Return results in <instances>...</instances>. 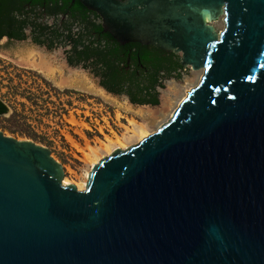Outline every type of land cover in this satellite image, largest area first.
<instances>
[{
	"label": "water",
	"instance_id": "1",
	"mask_svg": "<svg viewBox=\"0 0 264 264\" xmlns=\"http://www.w3.org/2000/svg\"><path fill=\"white\" fill-rule=\"evenodd\" d=\"M29 4L93 24L72 61L99 58L135 100H156L158 71L204 75L83 191L48 148L0 131V264H264V0H0V46Z\"/></svg>",
	"mask_w": 264,
	"mask_h": 264
},
{
	"label": "rangeland",
	"instance_id": "2",
	"mask_svg": "<svg viewBox=\"0 0 264 264\" xmlns=\"http://www.w3.org/2000/svg\"><path fill=\"white\" fill-rule=\"evenodd\" d=\"M68 23L72 24L73 32L79 30L77 22ZM213 26L218 32L223 31L224 17ZM68 50L70 47L63 40L55 42L50 51L36 48L30 41L0 50V98L10 107V114L0 116V131L48 148L64 168V185L67 181L83 191L88 173L95 165L117 149L127 150L137 145L142 134L148 137L171 120L188 92L200 83L204 68L184 67L172 77L162 76L163 85L157 88L160 104L139 106L132 105L125 96L104 91L89 70L70 66ZM87 97H95L117 111V119L112 114L116 125L109 120L117 134L108 133V126L105 129L101 122L85 117L82 100ZM33 120L43 125L38 128L42 134L29 125L28 121ZM88 122L102 127L104 136L99 132L89 133L85 126ZM12 130L18 134H12Z\"/></svg>",
	"mask_w": 264,
	"mask_h": 264
},
{
	"label": "trees",
	"instance_id": "3",
	"mask_svg": "<svg viewBox=\"0 0 264 264\" xmlns=\"http://www.w3.org/2000/svg\"><path fill=\"white\" fill-rule=\"evenodd\" d=\"M30 9H27V8ZM27 9L25 12H20V15H24L22 20L16 19V15L13 17L14 22H19L20 29H24V27L30 26L32 28L33 35L35 36V40L44 43L45 41H49L51 43V47L55 42L64 41L70 47V50L67 51V62L72 67H80L84 70H89L93 73V75L98 78L99 85L106 89V91L113 95L125 96L129 99V101L134 105H145L155 107L160 104L159 92L157 88L162 87V76L172 77V73H165L163 71L157 72V83L154 87L156 100L153 102H143L139 100H135L130 95V87L131 83L129 81H123L122 87L120 91H114L105 86L103 75L105 71L104 63L97 57H89L79 62L72 61V57L77 55L78 53L88 49L93 46L97 42H99L98 31L96 27L86 21L79 19L78 17L70 14L67 11L54 8L51 6H41V5H26L22 7ZM44 8L53 13L56 16V22L54 27L47 26L42 22H39L38 19H42L44 14ZM68 22H77L79 25V30L77 32L72 31V24L69 25ZM23 39H26L27 36L23 35ZM184 67H181L182 69ZM179 70V69H178ZM9 113V108L3 101L0 100V116H4ZM12 134H18V131L12 130ZM32 140H35L33 137Z\"/></svg>",
	"mask_w": 264,
	"mask_h": 264
},
{
	"label": "built area",
	"instance_id": "4",
	"mask_svg": "<svg viewBox=\"0 0 264 264\" xmlns=\"http://www.w3.org/2000/svg\"><path fill=\"white\" fill-rule=\"evenodd\" d=\"M49 93H51V92H49ZM56 93H57V91L55 90L54 94H56ZM82 97H84V96H82ZM68 98H69V95H68ZM0 100L3 101V103H5L7 105V107H9V105L7 104L5 99L0 98ZM82 102L84 103V108L86 109L85 117H89L90 120H92L94 118L95 121L98 122V124H100V122H101L105 129H106V126L109 127V129L108 128L106 129L108 133L117 134V129L115 130L109 123V120H112L113 124L116 125V123L112 119V114H114L115 118L117 119V111L116 110L115 111L111 110V108L105 102H103V101H101L95 97L84 98L82 100ZM9 109H10V107H9ZM125 120L128 122L127 118H125ZM28 123L33 129H35V131L37 133L42 134V132H39L38 128L43 127V125L39 126V123H37V121H34V120L28 121ZM85 126H86V130L89 133L95 134L96 132H99L100 134H102L104 136V133L102 131V129H103L102 127L97 128V126L93 125L92 122L91 123L90 122L85 123Z\"/></svg>",
	"mask_w": 264,
	"mask_h": 264
},
{
	"label": "flooded vegetation",
	"instance_id": "5",
	"mask_svg": "<svg viewBox=\"0 0 264 264\" xmlns=\"http://www.w3.org/2000/svg\"><path fill=\"white\" fill-rule=\"evenodd\" d=\"M27 9H30V8L28 7ZM27 9H24V8L17 9L16 12L14 13L13 17L16 15V17H17L16 19L22 20L24 18V15L21 16L20 12L21 11L25 12ZM43 10H44L43 17H42V19H38V21L42 22L43 24H45L47 26L54 27L55 22H56V16L53 13H50V11L48 12V10L46 8H44ZM15 25L18 29V37L16 39V42L11 43V44L2 45V46H0V50L3 49L4 46H9L12 44H23L26 41H30L33 45H35L36 48H40V49H44V50H48V51H50L54 48V45H53V48L51 47V43L49 41H45L44 43H40V42L36 41L35 36L33 35V32H32L33 30L30 26L24 27V29L21 30L19 22H15ZM23 35L27 36V38L23 39L22 38ZM37 74L41 75V72L38 71ZM43 77H44V75H43ZM104 90L106 91V89H104ZM132 105H134V104H132ZM141 106H145V105H141ZM8 114H10V109H9ZM8 114H6V115H8ZM6 115H4V116H6Z\"/></svg>",
	"mask_w": 264,
	"mask_h": 264
},
{
	"label": "bare ground",
	"instance_id": "6",
	"mask_svg": "<svg viewBox=\"0 0 264 264\" xmlns=\"http://www.w3.org/2000/svg\"><path fill=\"white\" fill-rule=\"evenodd\" d=\"M141 137H142V138H141V140H142V139H144L145 137H147V135H145V134H142V135H141ZM141 140H140V141H141ZM94 165H95V163L93 164V166H94ZM65 184H66V185H68V184H69V182L65 181Z\"/></svg>",
	"mask_w": 264,
	"mask_h": 264
},
{
	"label": "crops",
	"instance_id": "7",
	"mask_svg": "<svg viewBox=\"0 0 264 264\" xmlns=\"http://www.w3.org/2000/svg\"><path fill=\"white\" fill-rule=\"evenodd\" d=\"M101 87V86H100ZM102 88V87H101ZM103 89V88H102ZM104 90V89H103ZM105 91V90H104ZM108 93V92H107Z\"/></svg>",
	"mask_w": 264,
	"mask_h": 264
}]
</instances>
